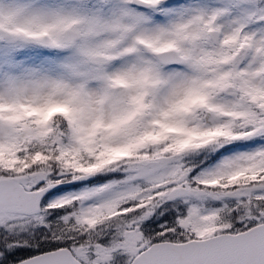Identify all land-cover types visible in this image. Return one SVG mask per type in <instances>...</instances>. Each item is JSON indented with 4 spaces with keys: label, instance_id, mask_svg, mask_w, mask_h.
Wrapping results in <instances>:
<instances>
[{
    "label": "snow or ice",
    "instance_id": "snow-or-ice-1",
    "mask_svg": "<svg viewBox=\"0 0 264 264\" xmlns=\"http://www.w3.org/2000/svg\"><path fill=\"white\" fill-rule=\"evenodd\" d=\"M0 264H264V0H0Z\"/></svg>",
    "mask_w": 264,
    "mask_h": 264
}]
</instances>
